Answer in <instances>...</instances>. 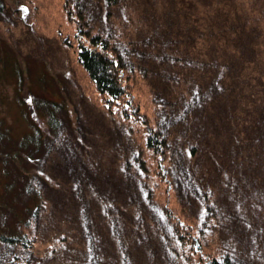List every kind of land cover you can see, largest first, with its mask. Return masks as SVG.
Here are the masks:
<instances>
[{"label": "rangeland", "instance_id": "rangeland-1", "mask_svg": "<svg viewBox=\"0 0 264 264\" xmlns=\"http://www.w3.org/2000/svg\"><path fill=\"white\" fill-rule=\"evenodd\" d=\"M124 1L135 8L131 15L119 8L139 62L133 91L145 114L153 113L151 96L162 105L174 151L168 197L159 184L146 198L121 173L143 131L102 106L77 62L62 1L0 0V124L13 139L30 123L45 125L50 109L58 124L43 132L48 150L39 167L47 178L35 185L45 202L30 263H197L165 205L207 253L264 264V25L228 5ZM196 81L206 99L187 108L180 94ZM206 201L215 212L208 219Z\"/></svg>", "mask_w": 264, "mask_h": 264}, {"label": "trees", "instance_id": "trees-1", "mask_svg": "<svg viewBox=\"0 0 264 264\" xmlns=\"http://www.w3.org/2000/svg\"><path fill=\"white\" fill-rule=\"evenodd\" d=\"M61 1L69 21L75 26L77 62L99 94L102 106L124 121L135 120L143 131V146H137L131 156L121 162V173L146 190V198L153 196V187L160 185L164 187L168 197L174 189L175 159L173 148L160 123L163 108L151 96L153 113L142 112L133 91V75L139 71L138 59L133 55V31L129 32L128 20L122 23L119 18V8L129 15L133 14V3L130 2L131 5L124 0ZM178 1L228 5L236 13H243L242 9H245L244 12L257 21L256 25H264V6L260 5V0ZM244 21V24H248L247 20ZM191 82H188L180 94L187 108L206 99L203 84H199V81ZM50 104L51 108L57 106L54 102ZM48 113L45 125L30 123V132L20 139H13L8 128H3L0 124V264H31L28 255L35 246L34 229L38 223L36 216L45 202L43 193L35 185L37 178H47L39 167L48 150L43 132L56 131L58 125L54 109H50ZM187 149L193 153V147L189 146ZM161 210L167 217L176 219L180 234L178 238L189 243L193 253L197 254L198 262L194 264H237L226 253L219 257L207 253L200 239L193 234L191 225L175 218L165 205ZM204 213V218L207 219L215 216L211 201L205 202ZM199 227L198 235L205 227V219L199 223Z\"/></svg>", "mask_w": 264, "mask_h": 264}, {"label": "snow or ice", "instance_id": "snow-or-ice-1", "mask_svg": "<svg viewBox=\"0 0 264 264\" xmlns=\"http://www.w3.org/2000/svg\"><path fill=\"white\" fill-rule=\"evenodd\" d=\"M25 11H26V9H25Z\"/></svg>", "mask_w": 264, "mask_h": 264}]
</instances>
